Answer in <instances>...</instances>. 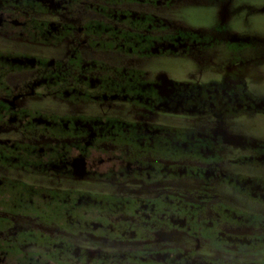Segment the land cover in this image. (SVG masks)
<instances>
[{"label":"flooded vegetation","instance_id":"obj_1","mask_svg":"<svg viewBox=\"0 0 264 264\" xmlns=\"http://www.w3.org/2000/svg\"><path fill=\"white\" fill-rule=\"evenodd\" d=\"M223 3L0 0V264H264Z\"/></svg>","mask_w":264,"mask_h":264},{"label":"rangeland","instance_id":"obj_2","mask_svg":"<svg viewBox=\"0 0 264 264\" xmlns=\"http://www.w3.org/2000/svg\"><path fill=\"white\" fill-rule=\"evenodd\" d=\"M222 11L227 15L228 19L226 24L233 22L235 27H237V35H233V40H231L232 47L234 49H239L241 51V57L245 59H250L256 62L253 64L256 69L264 73V0H224L222 5ZM221 14V12H219ZM225 24V25H226ZM226 57V56H225ZM243 58V59H244ZM263 75V76H262ZM256 84H253L259 89H254V92L250 93L252 97L253 109L252 112H246V116H240L239 120H243V123L238 126V131L241 137L246 138L247 141L252 143L253 149L261 150L264 153V114L260 113L258 110L261 106H264V74L257 72ZM260 79V80H258ZM245 115V114H244ZM229 132L231 131V126H226ZM227 136L233 138V140L241 141V137L226 132ZM256 159L253 156V160ZM264 156H258L259 164H264ZM245 165V164H244ZM260 173L264 174V167H262ZM242 182V181H241ZM259 181L253 180L251 183H258ZM264 182V181H263ZM240 201V200H237ZM15 207L24 206L22 201L14 200ZM239 258L242 259H259L264 260V248H256L250 252L240 251ZM224 256H233L231 250L224 252Z\"/></svg>","mask_w":264,"mask_h":264}]
</instances>
